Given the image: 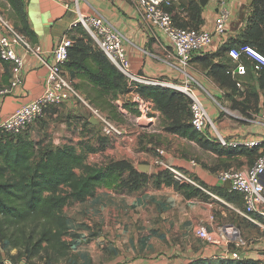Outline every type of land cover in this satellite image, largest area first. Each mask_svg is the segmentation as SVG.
I'll return each instance as SVG.
<instances>
[{"label":"crops","instance_id":"obj_1","mask_svg":"<svg viewBox=\"0 0 264 264\" xmlns=\"http://www.w3.org/2000/svg\"><path fill=\"white\" fill-rule=\"evenodd\" d=\"M73 1L22 0L29 28L37 38L36 43L31 45L34 49L37 48L38 51H25L19 46L16 47V52L24 58V69L20 75V83L15 86L10 84L12 74L10 73V76L9 73L6 74L4 64L0 62V87L9 89L6 94L0 96V122L22 105L35 99L43 91L47 73L43 61L51 62L52 49L56 47L64 35L68 34L70 17L73 18L74 16L69 13L66 6L71 5ZM195 1L201 7V23L198 28L212 31L216 17V7L213 1L207 0L204 6L200 5L199 0ZM250 1L227 0L232 19L229 21L223 35H214L209 49L204 54L217 52L228 39L238 36L251 10ZM79 6L82 12L102 17L121 33L125 54L133 71L148 78L173 82L178 85H182L185 78H191L195 93L201 98L209 117L223 138L243 143L261 138L264 135V120L261 118L264 113L263 105L259 104L258 111L252 115L251 120H245V122H233L229 117L221 116V111L214 100V96L218 95L220 88L207 76V71L196 60V57L200 55L195 54L190 65L186 68L182 67L174 56L173 49L166 37L143 21L142 14L133 0H80ZM9 12L8 0H0V13L13 24V21L8 18ZM172 13L177 21L188 24L190 21L188 0H179ZM176 91L183 93L180 90ZM81 96L83 97V95ZM132 97L133 92L128 90L119 94L114 100L123 120L132 122L130 125L123 126L124 129L128 127L130 135L120 138L116 142L115 148H121L120 151L125 150L127 156L133 153L131 148L133 150L137 149L136 153L145 156V158L132 162L121 155L115 157L114 160L126 159L135 168L137 164L145 162L150 167L147 173L150 175L158 169H163V166L156 163L157 160H160L167 166L180 171L186 177L196 178L207 187L220 186L221 183L216 178V169L212 170L208 161L212 158L220 160L225 159V157H218L210 151L201 149L191 140L165 131L161 125L162 114L155 108L152 114L153 120L148 121L144 126H139L135 122L139 112L132 102ZM79 103L89 112L85 104ZM63 104H66L67 108L72 111L83 112V109H79V106L75 105L74 98H70ZM122 109L125 110V114L121 113ZM50 116H55V114L52 113ZM87 121L91 123V126H95L90 127L86 124L90 130L99 128L95 120L90 117V114ZM102 151L94 153L99 156ZM233 158L239 161L237 169L240 170L247 169L255 161V156L249 157L246 153L237 154ZM160 197H164V199ZM214 198L221 205H224V211L221 209L219 215L225 216L226 212L232 214L234 219L237 220V225L234 226L245 236L249 235L247 229L258 231L259 234L249 235V237L256 240V242L259 241L260 243L255 245L263 248L264 217L253 214L254 221H250L238 216L233 211L232 206H236L234 203L231 205L230 202H226L218 196ZM87 200L90 203V223L97 229L96 238L98 241L104 239L114 243V233L123 232L126 227L134 226L138 222V225L145 228L144 231L148 234L143 243H147L148 239L151 238L152 241L162 239L167 242L171 239L182 241L184 251L182 252L183 249H180L177 244L175 262L169 261L168 254H165V257L160 258L157 262L165 264L168 261L171 264H200L199 259H209V256L214 252L228 251V248L224 245L218 247L206 244L204 241H199L193 245L189 240L185 242L190 236H196V229L199 226H205L209 231L215 233V227L211 224L212 205L210 204V198L207 200L197 197L187 199L173 187L161 186L152 189L142 188L134 192H118L112 188L100 187L96 190L95 195ZM181 202H183L184 210L177 213V204ZM170 211L172 214H170ZM173 214H175V217L172 216ZM161 221L162 225L157 226L159 231H157L156 237L152 236L150 230L153 222ZM10 253L15 255L16 251L10 248ZM263 256L264 252L259 249L255 259L263 261ZM227 258L231 259L228 256ZM152 261L148 258H141L130 262L128 259L119 257L111 262L108 261L107 264L157 263ZM23 263H25V260L21 258L20 264Z\"/></svg>","mask_w":264,"mask_h":264},{"label":"trees","instance_id":"obj_2","mask_svg":"<svg viewBox=\"0 0 264 264\" xmlns=\"http://www.w3.org/2000/svg\"><path fill=\"white\" fill-rule=\"evenodd\" d=\"M8 5V16L15 28L27 37L30 44L36 43L37 38L29 28L22 0H8ZM250 8L237 37L228 39L215 53L196 54L200 55L196 60L207 71V76L220 88L239 90L226 73L233 65L227 55L230 48L250 45L260 51L264 49V0H251ZM188 10L189 23H177L198 28L201 23V7L195 0H188ZM76 31H80L78 36L70 35L73 44L68 48L63 69L85 101L105 112L110 119H118L120 113L114 100L129 90L126 79L82 27H76L73 33ZM0 62L4 64L5 73L10 76V64L1 59ZM247 67L244 91L239 90L243 92V104H250V99L256 102L260 96L264 97V69L253 73L248 62ZM136 91L152 100L154 108L160 111L161 125L165 131L191 140L201 149L218 157L224 156L225 159H220V162L227 163L241 153L256 158V147H224L218 140L208 139L196 131L190 123V100L185 94L159 85L144 84H139ZM51 107L55 106L48 108ZM86 124L95 127L88 121ZM84 148L86 151L69 143L55 147L42 145L28 135L27 129L16 135L0 129V246L7 245L9 250L14 249V256L24 259L26 263L42 259L45 264H55L71 249L67 236H75L70 231L65 207L93 197L100 187L118 192L138 191L146 186L150 177L154 188L171 186L187 199L197 197L207 200L213 194L230 203H235L234 199L238 198L240 203L235 205L240 207L242 204L240 195L229 191L225 185L210 188L192 178L199 186L210 191L206 193L189 182L176 180L167 168L158 169L148 176L126 159L89 164L86 162V152L101 151L104 147ZM199 263L263 264L245 255L235 260L199 259Z\"/></svg>","mask_w":264,"mask_h":264},{"label":"built area","instance_id":"obj_3","mask_svg":"<svg viewBox=\"0 0 264 264\" xmlns=\"http://www.w3.org/2000/svg\"><path fill=\"white\" fill-rule=\"evenodd\" d=\"M133 1L140 10L143 21L166 37L173 49L174 56L179 64L185 68L190 65L193 55L209 49L214 35H223L226 32V27L232 19L227 0H212L216 7V17L212 31L179 25L172 13L179 0ZM79 2L80 0H74L71 5L66 6L69 13L74 16L69 23L68 34L64 35L56 47L52 49L51 62L43 61L47 70L43 91L35 99L22 105L2 120L0 129L13 135L20 134L40 118L46 108L50 106L58 107L70 98H74L87 106L90 117L97 122V126L103 136L116 137L123 134L122 127L118 123L111 120L99 108L90 105L83 99L63 69L67 59L68 48L73 44L70 34L73 33L76 27L80 26L110 63L124 75L128 89L133 92L132 102L139 112V115L135 118V122L139 126H144L148 121L153 120L154 104L152 100L139 94L136 88L139 84L159 85L180 90L189 98L190 123L196 131L204 134L208 139H216L224 147L236 148L244 146L247 148H258V154L250 167L245 170H222L217 172L216 178L221 185H225L228 182L229 191L240 195L241 206H232L233 211L238 216L250 221H254L252 218L253 214L264 217V135L261 138L243 143L223 138L209 117L201 98L195 93L191 78H185L183 84L178 85L173 82L148 78L133 71L125 54L121 33L102 17L82 12ZM17 46L25 51H38L37 48L34 49L29 43L27 37L19 32L11 21L0 13V59L10 64L11 86L20 83V75L24 69V58L16 52ZM227 55L232 60L233 65L228 68L226 73L230 75L235 87L239 90L243 89L244 80L248 74L247 62L249 63V69L253 73L264 69V49L260 51L250 45H243L230 48ZM8 91V88H0V96ZM121 113L125 114V110L122 109ZM261 118L264 120V113ZM156 163L163 166V168L169 169L176 180L189 182L208 193L203 187L180 171L167 166L160 160H157ZM196 236L212 246H226V242H229L237 249H244L250 245L232 224L216 227L215 233L210 232L205 226H199L196 229ZM227 256L232 259L233 257H240L241 253L235 252L230 255L229 250L217 251L212 253L209 259L217 260L219 258H227ZM3 260L4 264H13L7 259ZM154 264L165 263L157 262Z\"/></svg>","mask_w":264,"mask_h":264},{"label":"rangeland","instance_id":"obj_4","mask_svg":"<svg viewBox=\"0 0 264 264\" xmlns=\"http://www.w3.org/2000/svg\"><path fill=\"white\" fill-rule=\"evenodd\" d=\"M79 32L76 31L71 34L78 36ZM219 90L220 92H218L217 96H214V100L221 111L220 115L229 117L233 122H245V120H251L252 115H254L258 111L259 104L263 105L264 102V97L261 96L256 102L254 99H250V104H243V92L236 89L234 90L225 88H220ZM79 102V100L75 99V105L79 106V109H83V112L72 111L71 109H68L66 105L67 103L62 104L58 107H51L46 109L44 114L27 128L28 135L36 143H41L42 145H52L53 147L60 146L64 143H72L73 145H76L79 150H85L84 147L86 146L97 148L103 146L104 149L102 153L99 154V156H97L94 152H86V162L89 164H101L103 162L114 160L115 157H120L121 155L127 157L128 160L132 162H136L145 158V156L138 155L136 153L137 149L133 150L131 148V151L133 153L127 156L125 150L122 149L120 151L121 148H115V144L120 138L125 135H130L128 133V127L124 129L123 126L130 125L132 123L131 121L123 120V117L120 115L118 119L112 118L111 120L118 123L122 127L123 134L116 137H105L100 133L99 128L90 130L86 126L89 112H87L85 107ZM49 113H53L55 114V116H50L51 114ZM208 163L211 164V169L217 168V173L226 169H237L239 161L233 158L230 159L229 162L224 163L212 158L208 161ZM147 175L150 176V174ZM151 181L152 178L150 177L144 189L153 188ZM213 187L216 186H210V188ZM204 189L208 193L210 192L208 189ZM212 196L217 197L215 195ZM212 196L209 195L210 204L212 205V226L216 228L220 225H227L230 223L233 225H237V220L234 219L232 214H230L229 212H226L225 216L219 215L220 211H224V205H221V203H219V201H217ZM160 198L164 199V197ZM234 201V204L239 205L240 201L238 198H235ZM182 203L183 202L177 204V213H180L184 210ZM229 204L232 205V203ZM64 213L67 217L70 231L74 233L75 236H67V240L71 243V249L65 257L59 259L55 264H107L108 261L111 262L113 259L119 257L126 260L128 259V261L130 262L134 259L141 258H148V260H153L152 262H157V260H159L160 258L165 257V254L169 255L170 262H175V252L177 246L179 245L180 249H183L182 241H180L179 239L175 241L171 239V241L167 242L164 239L160 241H152L151 238L148 239L147 243H143V241H145V237H147L148 234H146V232L144 231L145 228H142L138 225V222L135 223L134 226L130 225L126 227L123 232L114 233V243H110L109 241H106L104 239L98 241L96 238L97 229L93 224L90 223L89 200H86L85 202H82L80 204L74 203L65 207ZM170 214H172L171 211ZM172 216L175 217V214H173ZM160 225H162V221L153 222V226L150 230L152 236L156 237L155 235L157 231H159V228H157V226ZM247 233H249L250 236L259 234L258 231H255V229H247ZM249 235L245 236L241 232V236L250 243V245L248 247H245L244 249H237L229 242H226V247L229 250V254L232 255L235 252H240L242 256L245 254L246 257L255 258L259 249L264 252V247L261 248V246L255 245L256 243L258 244L260 242H256V240L250 238ZM188 240L192 243V245L197 244L199 241H202V239L198 238L197 236H190L185 240V242H188ZM0 247V264H4L3 259L9 260L13 264H20L21 259L18 256H12L7 245H1ZM183 251L184 249L182 250V252ZM238 258L239 257H233L232 259L235 260ZM169 261L164 262H166L167 264H171L169 263ZM35 262H44V260L33 259L29 263ZM262 262L264 264V256ZM23 264H26V262Z\"/></svg>","mask_w":264,"mask_h":264},{"label":"water","instance_id":"obj_5","mask_svg":"<svg viewBox=\"0 0 264 264\" xmlns=\"http://www.w3.org/2000/svg\"><path fill=\"white\" fill-rule=\"evenodd\" d=\"M199 3H200L201 6H204L207 3V0H199ZM71 21H72V16L70 17V22ZM91 122L92 123H95L96 121L95 122L94 121H91ZM149 168L150 167H149V165L147 163H140V164H137L136 165V169L138 171H140L141 173H143V174H147L149 172ZM226 187L227 188L229 187V183L228 182L226 183ZM241 257H242V255H241Z\"/></svg>","mask_w":264,"mask_h":264}]
</instances>
